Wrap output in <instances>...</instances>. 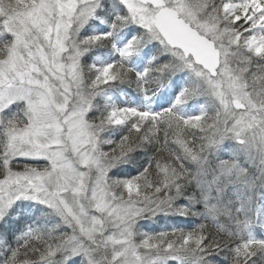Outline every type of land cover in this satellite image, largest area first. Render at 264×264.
Masks as SVG:
<instances>
[{
	"label": "snow or ice",
	"instance_id": "obj_1",
	"mask_svg": "<svg viewBox=\"0 0 264 264\" xmlns=\"http://www.w3.org/2000/svg\"><path fill=\"white\" fill-rule=\"evenodd\" d=\"M0 264H264V0H0Z\"/></svg>",
	"mask_w": 264,
	"mask_h": 264
},
{
	"label": "trees",
	"instance_id": "obj_2",
	"mask_svg": "<svg viewBox=\"0 0 264 264\" xmlns=\"http://www.w3.org/2000/svg\"><path fill=\"white\" fill-rule=\"evenodd\" d=\"M133 86H131V88H133ZM222 158L227 159L228 156H223ZM241 163L245 164L246 167L249 168L250 172L254 173L255 175H259V172L257 170V166H258V161H257V165L254 166L251 163H246L245 158L241 157ZM143 223V222H142ZM178 222L176 220H165V219H157V220H149L145 225H144V230L147 231H158L160 230L162 227H166L167 225H176ZM158 226V228H156ZM156 229V230H155ZM256 234L259 236V229L257 227L256 229Z\"/></svg>",
	"mask_w": 264,
	"mask_h": 264
},
{
	"label": "rangeland",
	"instance_id": "obj_3",
	"mask_svg": "<svg viewBox=\"0 0 264 264\" xmlns=\"http://www.w3.org/2000/svg\"><path fill=\"white\" fill-rule=\"evenodd\" d=\"M125 92H127L125 89H123V91H121L119 93V96H120V100H131L134 98V95L132 96V94H129V95H125ZM119 102V101H118Z\"/></svg>",
	"mask_w": 264,
	"mask_h": 264
}]
</instances>
